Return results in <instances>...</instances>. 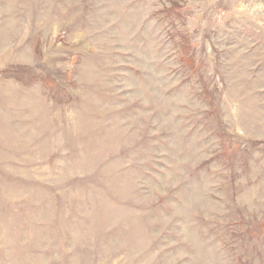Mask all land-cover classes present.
Returning <instances> with one entry per match:
<instances>
[{"label":"rangeland","instance_id":"rangeland-1","mask_svg":"<svg viewBox=\"0 0 264 264\" xmlns=\"http://www.w3.org/2000/svg\"><path fill=\"white\" fill-rule=\"evenodd\" d=\"M0 264H264V0H0Z\"/></svg>","mask_w":264,"mask_h":264}]
</instances>
